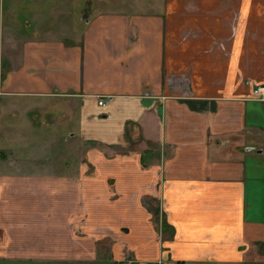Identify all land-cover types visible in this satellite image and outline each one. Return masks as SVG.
Returning a JSON list of instances; mask_svg holds the SVG:
<instances>
[{
	"label": "crops",
	"instance_id": "obj_1",
	"mask_svg": "<svg viewBox=\"0 0 264 264\" xmlns=\"http://www.w3.org/2000/svg\"><path fill=\"white\" fill-rule=\"evenodd\" d=\"M257 84L264 0H0V264H264Z\"/></svg>",
	"mask_w": 264,
	"mask_h": 264
},
{
	"label": "built area",
	"instance_id": "obj_2",
	"mask_svg": "<svg viewBox=\"0 0 264 264\" xmlns=\"http://www.w3.org/2000/svg\"><path fill=\"white\" fill-rule=\"evenodd\" d=\"M252 95L259 99H264V84H257L252 89ZM99 104H104V100L99 99Z\"/></svg>",
	"mask_w": 264,
	"mask_h": 264
},
{
	"label": "rangeland",
	"instance_id": "obj_3",
	"mask_svg": "<svg viewBox=\"0 0 264 264\" xmlns=\"http://www.w3.org/2000/svg\"><path fill=\"white\" fill-rule=\"evenodd\" d=\"M49 23H50V22H49ZM66 24H67V23H66ZM234 32H235V28H234V25L232 24L230 33L233 34ZM225 38H230V36L225 37ZM222 39H223V38H222ZM222 50H225V48H222ZM225 51H226V50H225Z\"/></svg>",
	"mask_w": 264,
	"mask_h": 264
}]
</instances>
